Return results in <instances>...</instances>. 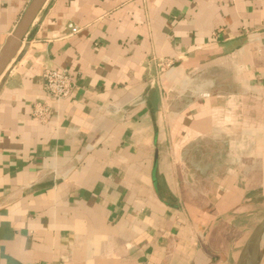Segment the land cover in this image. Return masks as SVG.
Listing matches in <instances>:
<instances>
[{"label":"crops","instance_id":"obj_1","mask_svg":"<svg viewBox=\"0 0 264 264\" xmlns=\"http://www.w3.org/2000/svg\"><path fill=\"white\" fill-rule=\"evenodd\" d=\"M263 215L264 0L44 4L0 76V264H236Z\"/></svg>","mask_w":264,"mask_h":264},{"label":"water","instance_id":"obj_2","mask_svg":"<svg viewBox=\"0 0 264 264\" xmlns=\"http://www.w3.org/2000/svg\"><path fill=\"white\" fill-rule=\"evenodd\" d=\"M48 0H31L13 32L0 50V76L19 50L40 10ZM264 238V215L254 226L245 241L236 264H258L261 257V242Z\"/></svg>","mask_w":264,"mask_h":264},{"label":"built area","instance_id":"obj_3","mask_svg":"<svg viewBox=\"0 0 264 264\" xmlns=\"http://www.w3.org/2000/svg\"><path fill=\"white\" fill-rule=\"evenodd\" d=\"M67 29L70 34L80 31L81 25L76 23H68ZM166 66H170V60L164 61ZM45 80V88L49 94L56 98H67L71 95L75 80L73 76L66 70H58L54 68H46L43 72ZM49 106L45 103L36 102L33 105L32 114L41 120H45L49 114Z\"/></svg>","mask_w":264,"mask_h":264},{"label":"rangeland","instance_id":"obj_4","mask_svg":"<svg viewBox=\"0 0 264 264\" xmlns=\"http://www.w3.org/2000/svg\"><path fill=\"white\" fill-rule=\"evenodd\" d=\"M264 239V238H263ZM261 260L264 259V240L262 241V247H261ZM264 261V260H263ZM260 262V261H259ZM259 264V263H258Z\"/></svg>","mask_w":264,"mask_h":264},{"label":"bare ground","instance_id":"obj_5","mask_svg":"<svg viewBox=\"0 0 264 264\" xmlns=\"http://www.w3.org/2000/svg\"><path fill=\"white\" fill-rule=\"evenodd\" d=\"M263 240H264V239H263ZM263 240H262V241H263ZM261 247H262V242H261V246H260V248H261Z\"/></svg>","mask_w":264,"mask_h":264}]
</instances>
